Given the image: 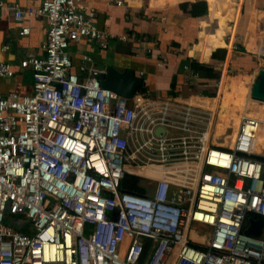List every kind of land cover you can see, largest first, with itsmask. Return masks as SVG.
Here are the masks:
<instances>
[{"label":"built area","instance_id":"1","mask_svg":"<svg viewBox=\"0 0 264 264\" xmlns=\"http://www.w3.org/2000/svg\"><path fill=\"white\" fill-rule=\"evenodd\" d=\"M36 1L0 0L21 36L31 19L49 26L42 56L29 61L32 92L0 93V264H264L261 120L243 116L232 144L220 146L219 103L156 99L148 89L129 100L104 89L105 69L86 54L75 72L69 53L80 42L109 49L97 9ZM14 75L0 61V79ZM216 87L211 99L222 76ZM127 176L145 193L122 190ZM251 220L263 221L259 236L246 234Z\"/></svg>","mask_w":264,"mask_h":264},{"label":"crops","instance_id":"2","mask_svg":"<svg viewBox=\"0 0 264 264\" xmlns=\"http://www.w3.org/2000/svg\"><path fill=\"white\" fill-rule=\"evenodd\" d=\"M4 1L17 2L22 8L37 4L36 0ZM116 1H85L98 11L97 27L109 32L113 38L106 51L86 42L72 44L69 53L75 72H78L82 56L89 54L101 68L115 67L122 73L131 70L137 77L144 73L148 80L147 89L153 98L202 104L213 110L219 103L216 124L219 136L230 122L234 124L236 121L233 119L223 124L224 129L219 132L223 116L236 115L240 119L250 115L251 109L223 106L222 97L225 92L238 87L235 83L239 79L244 82V89L249 90L246 82L253 80L252 74L258 67H264V0H121L124 3L121 6ZM201 1L206 2L208 8L203 16L193 17L183 9L184 5ZM28 25L30 34L21 36L14 15L8 10L0 11V48L9 46V50L0 55V61L9 63L15 73L11 79H0L2 95L11 91L20 94L32 92L29 61L42 56L49 26L42 19H31ZM134 34L136 40L118 41L122 35ZM219 49L226 50L223 62L212 58ZM187 59L212 66L222 73L224 88L220 99L193 93L190 86L195 82L190 81L185 71ZM228 73L232 74L230 78ZM216 86L210 82L200 88L210 90ZM250 102L256 104L259 101L249 97L246 104L251 105Z\"/></svg>","mask_w":264,"mask_h":264},{"label":"trees","instance_id":"3","mask_svg":"<svg viewBox=\"0 0 264 264\" xmlns=\"http://www.w3.org/2000/svg\"><path fill=\"white\" fill-rule=\"evenodd\" d=\"M183 9L188 10V12L193 17H199L207 14L208 8L207 3L204 1L191 4V5H184ZM213 60L221 61L223 62L226 58V50L225 49H219L217 50L213 56ZM185 66H188L190 70L198 75L199 80L195 82L194 85L190 86V88L193 90V92L208 98H214L216 96V87L214 89L210 88V90L201 89L200 86H204L211 83H214L216 85L220 79H221V72L219 70H216L212 66L202 64L196 60L187 59L185 61ZM147 88L142 87L139 92H146ZM121 189L125 190L127 192H133L137 194H143L145 193V190L140 185V181L138 178H134L131 176H127L121 183ZM6 224H10L15 227L16 230L20 232H26L27 226L25 224H16L14 222H10V219L8 218L6 220Z\"/></svg>","mask_w":264,"mask_h":264},{"label":"water","instance_id":"4","mask_svg":"<svg viewBox=\"0 0 264 264\" xmlns=\"http://www.w3.org/2000/svg\"><path fill=\"white\" fill-rule=\"evenodd\" d=\"M105 71V74L101 77V86L125 99H132L143 86L142 79L137 77L131 70L122 73L115 67H106ZM257 74L258 77L250 90V97L252 100L264 103V67L258 69ZM250 224L246 234L259 236L263 221L251 220Z\"/></svg>","mask_w":264,"mask_h":264},{"label":"bare ground","instance_id":"5","mask_svg":"<svg viewBox=\"0 0 264 264\" xmlns=\"http://www.w3.org/2000/svg\"><path fill=\"white\" fill-rule=\"evenodd\" d=\"M243 83L244 82L241 79L236 80L235 85L237 84L238 87H235L236 89H234V90H233L234 87L231 84L233 91L231 92V90H230L229 92H225L224 93V95L222 97V105L225 106V107H229V108L231 107V108H235V109H239V110L251 109L252 112L255 114V116L251 115V114L248 115V116L249 117H256V118L260 119L261 122L264 124V103H262V102L257 103L256 102V104H252L250 102L251 105L250 104L247 105L246 104V100L247 101L249 100L250 93H249V90H247V89L245 90L244 89ZM242 117L240 118V121L238 123V126H237L235 132L239 128V125H240ZM224 119H225V121H224ZM233 119L237 121V120H239V117H237L236 115H233V116L232 115H230V116L225 115V116H223V120L221 121L222 125H219V132L223 131V129H224L223 124H225L228 121L233 120ZM262 125L260 127V133H261V129L264 127V125L263 126ZM260 133H259V138L261 140H264L263 139L264 134L261 135Z\"/></svg>","mask_w":264,"mask_h":264},{"label":"rangeland","instance_id":"6","mask_svg":"<svg viewBox=\"0 0 264 264\" xmlns=\"http://www.w3.org/2000/svg\"><path fill=\"white\" fill-rule=\"evenodd\" d=\"M258 69H260L259 67L254 71V73L252 74V76H253V80H251L250 82H247L248 84V87H249V93H250V90H251V88H252V84L255 82V80L257 79V77H258V74H257V71H258ZM232 72V71H231ZM222 74V73H221ZM231 74V73H230ZM229 73H228V75H229V78L232 76V74L230 75ZM229 78H227V79H229ZM251 78V77H250ZM223 88H224V86H223ZM222 88V89H223ZM215 89V88H214ZM216 91H217V89H216ZM194 93V92H193ZM218 96V94L216 93V96L215 97H217ZM214 97V98H215ZM249 97H250V95H249ZM218 99H220V98H218ZM258 103H260V102H258ZM252 111V110H251ZM218 113V112H217ZM237 114V113H236ZM250 114H252V115H254L255 116V114L254 113H250ZM217 116H218V114H217ZM216 116V124H217V121H218V117ZM239 121H240V119L236 122H234V124L232 123V122H230L229 123V126H228V128L225 130V132L222 134V135H217V132H216V127H214V131H213V137H214V139H215V142L218 144V145H220V146H230L231 144H232V140H233V138L235 137V129L237 128V126H238V123H239ZM237 123V124H236ZM221 124V123H220ZM235 125H237L236 126V128H234L235 127ZM264 125V124H263ZM262 125V126H263ZM262 131H264V127H263V129H261V135L263 134L262 133ZM216 133V134H215ZM201 228H203V229H205L204 227H199V232L201 231V233H204V232H206V231H204V230H201Z\"/></svg>","mask_w":264,"mask_h":264}]
</instances>
